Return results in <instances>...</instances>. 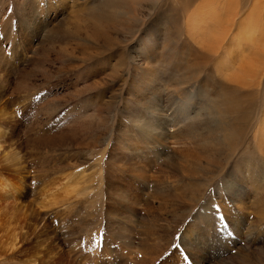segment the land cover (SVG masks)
<instances>
[{
	"label": "rangeland",
	"instance_id": "374dc122",
	"mask_svg": "<svg viewBox=\"0 0 264 264\" xmlns=\"http://www.w3.org/2000/svg\"><path fill=\"white\" fill-rule=\"evenodd\" d=\"M185 1L0 0V264H264V88Z\"/></svg>",
	"mask_w": 264,
	"mask_h": 264
},
{
	"label": "bare ground",
	"instance_id": "6f19581e",
	"mask_svg": "<svg viewBox=\"0 0 264 264\" xmlns=\"http://www.w3.org/2000/svg\"><path fill=\"white\" fill-rule=\"evenodd\" d=\"M94 1H96V0H94ZM110 1H112V0H110ZM190 1L188 0L189 3H191ZM209 1H205L206 4L203 2L202 3H203V5L204 4L210 5V3H211V4L218 6L217 12H215V13H217V17H215V18H217V22H216V20H215V22L217 23L216 27L218 28L217 29L218 30V36H217V39L215 40L216 45L215 44L214 45H215V48H216V46H218L217 50L219 51V48H220L221 52L224 54V57L220 62L221 66H220L219 71L223 74L224 77H227L231 81L242 84L249 93H252V94L259 93L262 95V92H263L262 90L264 88V0H209ZM184 3H186L185 0H184ZM203 5H201V6H203ZM199 7L200 6L198 5L197 8H199ZM205 8H203V9H205ZM199 9H197V11ZM199 11H201V10H199ZM202 11L201 12L205 16H207L206 15L207 11H204V10H202ZM244 16H246V17L243 18ZM211 17H213V16L211 15ZM94 20H96V19H94ZM132 20H133V18H132ZM191 21H193V19ZM100 22L104 23V21H100ZM205 22H207V21H205ZM96 23H99V22L97 21ZM210 23H212V21ZM188 24H189V22H188ZM100 27H101V25H100ZM197 27H199V26H197ZM208 28H206V29L208 30ZM231 28H237L238 30L243 31V33H241L242 37H239V36L236 38L234 37L235 40L236 39L238 40V38H240L241 40H239V43L240 44L242 43V46H240L241 48L237 49L235 51V53L232 54L233 59L235 60V61H233L235 63V64L233 63L234 69L231 68L229 61L226 57V53H228V49L226 48V43H227L228 39L230 38V29ZM189 34H191V33H189ZM219 53H220V51H219ZM236 70H238V73H236L237 72ZM2 143H3L2 137L0 136V149L2 148V146H1ZM13 160H14L13 162H15V158H13ZM3 183H5L4 186L6 187L7 190L5 189L6 190L5 192L0 193V198L4 194H7L8 198L13 199L15 204H14V207L12 208V211L10 212V214L8 213L4 218H0V229L3 230L4 235L8 239H13V238L17 237V231H18V229H21L20 228L21 223L23 224L22 221H24V219H26L27 212L25 211L24 207L20 206L21 193L19 192V190L17 188L18 186L12 185V184H10L9 181H6V179L4 177H0V186H3L2 185ZM15 186H17V187H15ZM8 198H2V199L7 200ZM0 201H1V199H0ZM11 242H13V241H11Z\"/></svg>",
	"mask_w": 264,
	"mask_h": 264
},
{
	"label": "snow or ice",
	"instance_id": "6c2138e0",
	"mask_svg": "<svg viewBox=\"0 0 264 264\" xmlns=\"http://www.w3.org/2000/svg\"><path fill=\"white\" fill-rule=\"evenodd\" d=\"M155 3L159 4L161 2V0H154ZM218 207V206H217ZM221 220H223V217H220Z\"/></svg>",
	"mask_w": 264,
	"mask_h": 264
}]
</instances>
